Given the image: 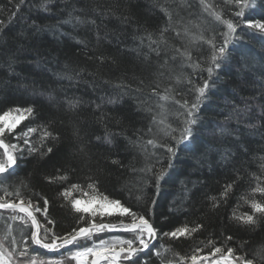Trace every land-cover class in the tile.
Wrapping results in <instances>:
<instances>
[{"label":"trees","instance_id":"1","mask_svg":"<svg viewBox=\"0 0 264 264\" xmlns=\"http://www.w3.org/2000/svg\"><path fill=\"white\" fill-rule=\"evenodd\" d=\"M209 2L223 10L225 19L239 25L227 59L211 78L206 69L211 66L212 48L206 41L213 39L219 45L226 28L203 11L199 0H0V110L34 108V116L5 137V143L19 144L24 151L17 153V165L0 175V183L41 209L47 200L46 216L42 211L35 213L41 225L58 236L86 226L80 217L87 216L77 213L61 193L72 184L88 191L86 185L95 182L100 194L150 215L157 227V238L140 253L138 264H162L154 255L162 248L171 249L164 253L165 261L190 264L181 257L191 256L197 248L207 254L209 239L238 254L247 253L248 258L264 254V218L254 226L231 218L234 210L250 211L241 197L252 199L251 188L264 183V33L244 25L247 19L264 20V0H254L255 7L245 9L244 17H236L239 9L226 0ZM163 28H168L167 43L160 42ZM200 36L205 39H197ZM149 37L157 42L151 48ZM158 45L159 56L151 50ZM176 49L190 51L201 69L189 67ZM177 75L181 83H176ZM205 80L209 89L193 126L192 143L187 148L179 146L157 193L151 174L140 170L147 164H154V171L166 168L167 153L149 147L146 158L133 142L158 138L153 113L146 108L174 128L182 126L179 113L183 109L169 101L161 112L158 105L163 102L151 89L158 85V91H163L171 86L170 95L191 103L195 87ZM69 101L79 103L72 108ZM41 126L58 139L41 141ZM28 127L38 129L29 136L37 149L32 153L15 138ZM48 147L51 153H46ZM62 175L67 180L50 179ZM229 184L232 188L222 198ZM73 196L81 198L78 192ZM138 196L142 199L137 200ZM212 197L219 200L218 207H212ZM255 198L264 200L260 194ZM12 215L25 214L0 210V240L9 250L13 237L20 248L21 241L27 240L30 258L70 256L109 235L131 238L123 231L105 230L78 245L45 249L28 239L35 230L30 222L13 221ZM100 222L98 216L96 223ZM103 222L118 224L119 218L106 216ZM184 225L202 227L188 238L162 236Z\"/></svg>","mask_w":264,"mask_h":264},{"label":"snow or ice","instance_id":"2","mask_svg":"<svg viewBox=\"0 0 264 264\" xmlns=\"http://www.w3.org/2000/svg\"><path fill=\"white\" fill-rule=\"evenodd\" d=\"M203 11L211 16L215 21L222 24L226 31L222 34L223 40L219 45L213 42V39H208L206 42L212 48L211 55V66L207 67L206 71L211 78L214 70L221 67V63L227 59L228 45L231 41L236 39V32L239 25L233 22L232 19H225L223 10H217V7L210 3L209 0H199ZM226 3L237 7L239 10L235 12L236 17H244L245 9L255 7L254 0H226ZM165 14L168 16V20L171 21V13L166 9ZM245 27L253 29L257 32L264 33V20L247 19L244 21ZM3 26V22L0 21V27ZM168 31V28L161 29L160 37L161 43H167L164 39V33ZM185 34H189L188 30L185 29ZM176 35L179 36L180 32L177 31ZM195 38V37H194ZM150 39L149 47L151 44L157 43L155 40ZM199 40H204L203 36L198 37ZM158 56L160 55L159 45L157 48L151 49ZM176 52L186 62H189L188 66L193 70L201 69L199 62L192 61V53L187 50L176 49ZM172 59H176L175 56ZM167 60L165 61V64ZM162 74V73H161ZM176 83H181V76L177 75L174 77ZM142 83V82H141ZM187 83L191 84L190 79ZM158 85L151 89L152 94L158 96L159 100L163 103L158 105L161 112H164L165 103L173 102L179 105L183 112L179 113L183 117L181 120V127L174 128L170 123L167 122L166 118H158L160 114L154 113L151 107L145 109V111L152 114V125L157 127L158 138L154 136L151 139L140 142L139 138L133 142L141 151L148 155V149H162L167 153L168 164L167 167H161L154 171V164H147L142 172L150 173L155 184V190L159 193L160 182L165 179L168 175V170L173 167V161L177 155L178 148L183 144L186 148L192 143L193 140V126H195L199 119V109L202 101L206 98V93L209 89L208 80L203 81V84L196 86L194 89L195 98L189 103L187 99L183 101L175 98V95H170L174 89L169 86L163 91H158ZM79 101H69V106L75 108ZM34 116V108L32 106L27 107H11L7 110H0V148L3 149L0 154V175L9 173L17 165V153H22L24 148L16 143H5L6 135H12L16 133V129L20 124ZM38 129L36 127H28L25 131L16 135L17 140H22L23 144L28 146V152H36L37 149L31 146L29 136L36 133ZM41 141L47 139L57 140L58 136L53 132L49 131L46 126H41L39 129ZM152 128H149V132ZM166 141V142H165ZM43 146V145H42ZM53 149L48 147L46 153H51ZM46 153H41L42 155ZM152 155L155 154L151 153ZM160 158H157L156 163H160ZM118 163V161H113ZM52 180L65 181L67 180L66 175L52 177ZM258 179V178H257ZM147 183V182H146ZM88 191H84L80 185L72 184L65 188L61 195L69 200L72 208L77 213H83L87 216H81V221L86 226L74 228L71 232L58 236L51 228L45 227L40 224L35 213L43 212L47 214V200H44L45 207L41 209L39 205H34L31 199L27 201L21 196L19 191L8 192L6 187H3L0 183V190L3 194L0 195V210H11L13 213H23L25 215H12L13 221L20 220L23 224L28 225L30 222L31 227L35 230L30 233L28 239L33 241L37 245H41L45 249H58L63 248L67 245H78L81 240H90L95 234L104 232L105 230L119 229L125 233L131 234L130 239L114 238L111 240H100L99 243L93 242L92 247H84L81 250L71 253V258L79 261V264H138V257L140 253L149 249V245L153 240L157 238L158 229L154 226L150 215L133 210L132 207L126 206L119 199H111L107 195L99 193L95 182L88 183L86 185ZM232 188V185H226L224 192L221 197L224 198L228 195V192ZM252 199L248 196H242L241 200L246 204L250 211L239 212L234 210L232 213V219L243 225L254 226L258 223L259 219L264 218V200L255 198L256 194L264 196V183L257 182L254 187L251 188ZM73 192L80 193L81 198L73 196ZM90 193H96L91 195ZM15 196L18 200L9 199L8 197ZM137 200H141L142 196L136 197ZM212 207L219 206V200L216 197H212ZM155 204V200L152 201ZM239 206H237L238 208ZM101 218L100 223H96L97 217ZM117 216L119 218L118 224L104 223L103 217ZM49 224L52 221H48ZM202 225H196L195 227H189L184 225L177 227L173 231L163 232V237H169L171 239H180L191 237L193 233L197 232ZM43 228V236H41V229ZM11 234V225H9V235ZM7 239V236L4 237ZM231 240L232 237H227ZM23 248H20L17 244L15 237L12 238V249H6L4 247L3 240H0V264H37L36 258L28 257V243L27 240L21 241ZM209 251L207 254H202L203 249L197 248L195 252L189 257H181V260L190 262V264H205V261H209L210 264H264V254L257 252L251 258H248L247 253L238 254L236 249L226 246H217L216 242L209 239L205 245ZM171 251L169 248H162L154 253L155 256L161 258L162 264H173L172 260H164V253ZM15 254V255H14ZM259 257V262L257 261ZM89 257L92 259L89 260ZM20 258H26L25 261H21ZM40 264H63L62 260L54 261H40ZM146 264V262H145Z\"/></svg>","mask_w":264,"mask_h":264},{"label":"rangeland","instance_id":"3","mask_svg":"<svg viewBox=\"0 0 264 264\" xmlns=\"http://www.w3.org/2000/svg\"><path fill=\"white\" fill-rule=\"evenodd\" d=\"M18 216H21V215H18ZM109 231H111V230H109ZM111 232H113V231H111ZM118 237L119 238H122V239H130L129 236L128 237H125V236H121V235L115 234V235H109V236L104 237V238H102L100 240H111V239L118 238ZM100 240L95 241V243H99ZM92 246L93 245H91L90 247H92ZM76 251H78V250H76ZM91 259L92 258L89 257V260H91ZM20 260L21 261H25L26 258H20ZM54 260H62L63 261V264H79V261L72 259L71 258V255L70 256H65V257H62V256L61 257H55V258H36L37 264H40V261H54ZM205 264H210V262L209 261H205Z\"/></svg>","mask_w":264,"mask_h":264},{"label":"water","instance_id":"4","mask_svg":"<svg viewBox=\"0 0 264 264\" xmlns=\"http://www.w3.org/2000/svg\"><path fill=\"white\" fill-rule=\"evenodd\" d=\"M111 231H120L119 229H114V230H111ZM104 262L102 261L101 264H103Z\"/></svg>","mask_w":264,"mask_h":264}]
</instances>
